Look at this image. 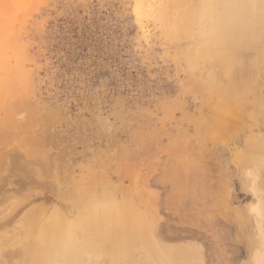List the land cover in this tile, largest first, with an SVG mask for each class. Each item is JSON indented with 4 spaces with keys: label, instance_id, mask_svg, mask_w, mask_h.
<instances>
[{
    "label": "rangeland",
    "instance_id": "1",
    "mask_svg": "<svg viewBox=\"0 0 264 264\" xmlns=\"http://www.w3.org/2000/svg\"><path fill=\"white\" fill-rule=\"evenodd\" d=\"M13 1L0 0V32L5 33H0L4 53L0 52L8 61V70H0V154L12 150L27 156L18 145L3 141L16 133L6 124L35 117L36 125L23 131L39 137L36 148L48 151L57 162L68 161V172L74 171L79 180L83 168L99 159L113 157L120 149L133 152L135 137L141 144L145 134H162V140L151 145L161 152V167L149 168L146 162L141 167L142 174L161 178V168L171 159L166 150L179 131L191 128L186 116L208 110L203 107L204 91H192L194 77L200 88L204 66L194 76L188 71L184 52L192 43L172 40L167 0H144L153 9L141 15L140 0H25L23 5ZM244 7L248 16H256L250 27L259 36L253 38V46L241 48L234 79L220 81L237 95L225 100L224 135L207 138L208 156L202 162L212 184L224 182L219 193L224 206L209 200L202 212L206 219L199 222L207 223L202 229L189 225L192 217L180 225L179 214L194 212L182 207L174 219L169 217L172 213L163 202L170 186L146 189L162 203L151 219L156 228L172 225L171 232L165 228L166 238H157V246L194 250L195 264H264V0H244ZM198 28L210 31L205 24ZM210 71L218 76L219 64ZM238 100L241 106L236 107ZM211 102H216L214 97ZM188 133L193 135L192 130ZM216 188H210L211 193H217ZM65 204L69 205L41 192L10 224L0 226V263L25 264L14 240L24 215L41 205L64 210ZM176 226L203 234L193 236ZM141 247L136 241L129 250H119L121 254H82L80 263L151 264L150 251Z\"/></svg>",
    "mask_w": 264,
    "mask_h": 264
},
{
    "label": "bare ground",
    "instance_id": "2",
    "mask_svg": "<svg viewBox=\"0 0 264 264\" xmlns=\"http://www.w3.org/2000/svg\"><path fill=\"white\" fill-rule=\"evenodd\" d=\"M139 2L137 9L140 15L149 14L153 9L146 1ZM20 3L23 5L25 0H20L18 4ZM167 5L166 15L171 20L172 40L184 39L192 43L184 52L188 71L193 75L200 65L204 66V77L198 84L200 88L197 89L194 77L192 91L195 94L204 91L203 107H208V110L196 117L186 116V125L191 128L179 131V138L172 140L166 150L171 159L161 168V178L142 174L141 167L145 166V162L149 168L161 167V152L154 150L151 145L155 141H161L162 134H145L140 139L143 141L141 144L136 143L138 137H135L133 152L120 149L122 151L113 157L99 159L83 168L82 175L77 180L73 176L74 171L68 172V161L57 162L48 151L36 148V145L39 146V137L32 133L27 136L23 131L27 126L32 125L33 128L36 125L38 121L35 117H31L26 123H16L10 119L6 125L9 130L16 129L12 136L14 141L10 137L3 141L9 145H18L19 149L25 150L27 156L14 151L12 153V150H7L4 155L0 154V207H6L3 211L0 209V215H3L0 226L10 224L23 207L41 196V192L69 203L65 204L64 210L41 205L24 215L20 231L14 233V240L20 245L19 252L23 254L25 264H81L82 254L97 256L99 252L106 250L121 254L119 250H129L136 241L150 251L153 263L157 260L163 264H195L194 250H167L168 248L157 246V238H166L165 228L171 232L172 225L167 223L156 228L151 219H154L162 203L158 198L151 197L152 194L146 189L155 184H160L162 188L170 186V196L163 202L165 209L172 213L169 217L174 219L175 215L184 211L182 207L194 212L191 215L179 214L180 225L190 222L189 225L202 229L207 223L201 225L199 222L206 219L202 212L206 211L205 205L209 200L215 205L224 206V198L219 194L224 191V182L212 184L202 162L208 156L207 138L215 134L224 135L225 100L231 101L237 95L236 89L225 86L220 81L234 79V67L241 62L243 56L241 48L253 46L256 42L253 38L259 35L250 27L254 24L251 23L255 20V15L248 16L244 0H167ZM201 24L207 25L210 31L201 32L198 28ZM245 37L247 38L243 39ZM3 46L0 48L2 51ZM0 55V70L5 72L8 70V61H5L1 52ZM216 63L221 69L218 76L210 71ZM207 72L208 75L205 76ZM213 97L216 101L214 103L211 102ZM239 102L235 103L236 107L241 106ZM100 125L104 126V123ZM191 130L192 136L188 133ZM142 151H146L144 156ZM214 187L218 188L217 193H211L210 188ZM16 194L19 197H14ZM190 217L194 220L188 222ZM175 228L193 236L203 234L191 227ZM115 257L114 255V260Z\"/></svg>",
    "mask_w": 264,
    "mask_h": 264
}]
</instances>
